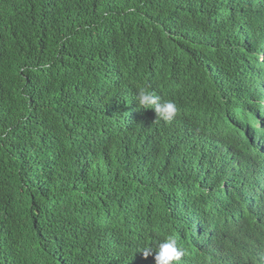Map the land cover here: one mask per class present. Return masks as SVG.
Segmentation results:
<instances>
[{
    "label": "trees",
    "instance_id": "obj_1",
    "mask_svg": "<svg viewBox=\"0 0 264 264\" xmlns=\"http://www.w3.org/2000/svg\"><path fill=\"white\" fill-rule=\"evenodd\" d=\"M169 234L264 264V0H0V264H155Z\"/></svg>",
    "mask_w": 264,
    "mask_h": 264
},
{
    "label": "clouds",
    "instance_id": "obj_2",
    "mask_svg": "<svg viewBox=\"0 0 264 264\" xmlns=\"http://www.w3.org/2000/svg\"><path fill=\"white\" fill-rule=\"evenodd\" d=\"M47 68V65H41ZM139 109H152L156 119L171 122L177 114V106L171 100H162L161 97L147 88L139 89L134 96ZM143 256L147 258L155 252V264H182V258L186 250L177 246V240L173 235L163 236L155 246H147L141 249Z\"/></svg>",
    "mask_w": 264,
    "mask_h": 264
}]
</instances>
